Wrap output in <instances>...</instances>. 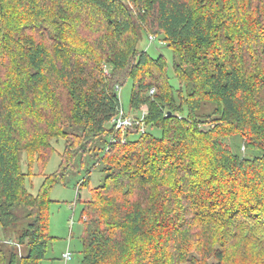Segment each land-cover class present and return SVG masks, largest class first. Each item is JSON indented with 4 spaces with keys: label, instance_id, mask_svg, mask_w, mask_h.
Returning a JSON list of instances; mask_svg holds the SVG:
<instances>
[{
    "label": "trees",
    "instance_id": "1",
    "mask_svg": "<svg viewBox=\"0 0 264 264\" xmlns=\"http://www.w3.org/2000/svg\"><path fill=\"white\" fill-rule=\"evenodd\" d=\"M144 36L173 52L177 87ZM129 81L146 131L122 144L111 122ZM236 136L259 155L234 154ZM88 156L104 179L78 185L80 264H264V0H0V227L27 220L0 264L46 259L51 192Z\"/></svg>",
    "mask_w": 264,
    "mask_h": 264
},
{
    "label": "rangeland",
    "instance_id": "2",
    "mask_svg": "<svg viewBox=\"0 0 264 264\" xmlns=\"http://www.w3.org/2000/svg\"><path fill=\"white\" fill-rule=\"evenodd\" d=\"M138 47L140 50L148 51L152 57H158L163 55L168 64V76L170 82L174 87H177V81L174 76L173 71V52L166 46L163 40L151 36L147 38L144 36L139 42ZM109 70L105 69V74L108 75ZM132 93V83L127 82L121 87L119 96L121 107L127 115L136 118L142 113V109L139 111H133L130 106V98ZM213 105H206L202 109L203 115L210 113L213 110ZM143 110L147 111L144 107ZM69 130V129H68ZM77 132V130H74ZM155 135L160 136L159 130H151ZM139 135L129 136L130 140L137 139ZM110 138L107 136L95 140L90 148H95L96 146L101 150L99 154L102 153L104 148L107 146V142H110ZM230 145L234 154L243 158H255L259 154L257 152L248 151L243 145V140L240 136H236L233 139L226 141ZM54 153L50 157L47 165L44 167L42 173L40 172L37 165L32 168L33 176L27 182L28 190L36 195L44 181L45 175H52L56 173L62 161V155L65 149V142L62 139L54 141ZM94 154V153H93ZM22 167L26 171L25 165V155L22 156ZM97 157H86L82 162L78 161L72 170L69 171L68 175L65 176L63 183L57 185L53 188L51 192V199L53 203L50 207V229L49 234L54 238L49 244L46 259L40 264H80L82 260V250L83 245L81 242V237L84 231V225L81 221L83 202L88 200L89 188L83 187L80 189L81 201L77 200L78 185L87 176V171L91 169V174L89 177L90 188L97 187L104 179V175L101 172V166H94L97 164ZM27 225V220H20L18 222V227L15 229H10L4 232L0 227V243L5 251L19 252L17 247V241L19 235L24 231ZM70 251L72 254L71 260L65 263L63 259V254Z\"/></svg>",
    "mask_w": 264,
    "mask_h": 264
},
{
    "label": "built area",
    "instance_id": "3",
    "mask_svg": "<svg viewBox=\"0 0 264 264\" xmlns=\"http://www.w3.org/2000/svg\"><path fill=\"white\" fill-rule=\"evenodd\" d=\"M119 87H117L118 92H120ZM155 92V89H152L150 91V94H153ZM147 115V111L143 110L139 117L133 118L130 117L125 113V111L121 108L117 114V116L112 120L111 124L114 127L115 131H120L122 134L121 143L126 144L129 141V131L130 130H138V132L144 133L146 131L145 127V117ZM117 140L115 138H111L110 143L114 144ZM71 253L67 251L65 254H63V259L65 262L71 260Z\"/></svg>",
    "mask_w": 264,
    "mask_h": 264
},
{
    "label": "water",
    "instance_id": "4",
    "mask_svg": "<svg viewBox=\"0 0 264 264\" xmlns=\"http://www.w3.org/2000/svg\"><path fill=\"white\" fill-rule=\"evenodd\" d=\"M169 115H171V113Z\"/></svg>",
    "mask_w": 264,
    "mask_h": 264
},
{
    "label": "crops",
    "instance_id": "5",
    "mask_svg": "<svg viewBox=\"0 0 264 264\" xmlns=\"http://www.w3.org/2000/svg\"><path fill=\"white\" fill-rule=\"evenodd\" d=\"M66 263V262H65Z\"/></svg>",
    "mask_w": 264,
    "mask_h": 264
}]
</instances>
